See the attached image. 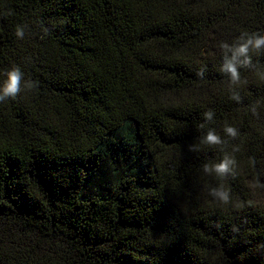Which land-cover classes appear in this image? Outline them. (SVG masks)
Returning a JSON list of instances; mask_svg holds the SVG:
<instances>
[{"label":"trees","instance_id":"1","mask_svg":"<svg viewBox=\"0 0 264 264\" xmlns=\"http://www.w3.org/2000/svg\"><path fill=\"white\" fill-rule=\"evenodd\" d=\"M252 36L264 0H0V264H264Z\"/></svg>","mask_w":264,"mask_h":264},{"label":"clouds","instance_id":"2","mask_svg":"<svg viewBox=\"0 0 264 264\" xmlns=\"http://www.w3.org/2000/svg\"><path fill=\"white\" fill-rule=\"evenodd\" d=\"M16 35L18 37H22L23 36L22 29L18 28ZM221 47L224 49H228L227 44H222ZM262 47H264V36H260V37L252 36V37H249L246 41L240 43L239 46L236 47L234 50H232L233 51L232 60L227 61L225 65V70L231 73L233 80H237L239 76L237 72L236 64H235L236 59L238 57H246L250 48L258 50V49H261ZM20 81H21V74L19 70L16 69V70L10 71L7 74V80L3 88L0 89V99H3L4 97H11L15 99L20 89ZM226 131L229 134L235 135L234 130L232 128H228L226 129ZM206 140H207V143L209 144H217L219 142V137L215 135L213 132H209L206 137ZM228 164H229V161L225 160L223 163L215 166V170L218 173H223L227 171ZM219 195L225 202H227L228 195L226 192L219 193Z\"/></svg>","mask_w":264,"mask_h":264}]
</instances>
